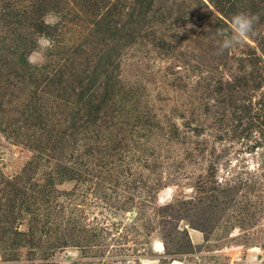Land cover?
<instances>
[{"label":"rangeland","instance_id":"1","mask_svg":"<svg viewBox=\"0 0 264 264\" xmlns=\"http://www.w3.org/2000/svg\"><path fill=\"white\" fill-rule=\"evenodd\" d=\"M0 264H264V0H0Z\"/></svg>","mask_w":264,"mask_h":264},{"label":"clouds","instance_id":"2","mask_svg":"<svg viewBox=\"0 0 264 264\" xmlns=\"http://www.w3.org/2000/svg\"><path fill=\"white\" fill-rule=\"evenodd\" d=\"M259 17L245 12L235 14L231 21V35L222 33V40L217 48V54L222 55L225 51L247 40L254 32V27Z\"/></svg>","mask_w":264,"mask_h":264},{"label":"trees","instance_id":"3","mask_svg":"<svg viewBox=\"0 0 264 264\" xmlns=\"http://www.w3.org/2000/svg\"><path fill=\"white\" fill-rule=\"evenodd\" d=\"M34 28H35V30H37V32H43L44 34H49L47 31H43L42 28L39 26H34ZM48 28H49V26H48Z\"/></svg>","mask_w":264,"mask_h":264}]
</instances>
